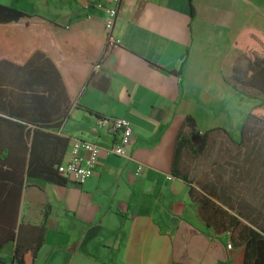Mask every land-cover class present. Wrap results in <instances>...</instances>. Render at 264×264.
Masks as SVG:
<instances>
[{"label":"crops","instance_id":"1","mask_svg":"<svg viewBox=\"0 0 264 264\" xmlns=\"http://www.w3.org/2000/svg\"><path fill=\"white\" fill-rule=\"evenodd\" d=\"M0 3L27 16L0 24L1 99L68 139V151L75 139L100 149L84 184L24 177L14 233L24 246L42 239L26 264H243V249L206 226L174 163L180 138L239 128L264 97L246 85L264 45V0H121L120 44L107 55L96 4L111 0ZM98 118L131 123L126 156L111 152L117 136ZM1 231L0 264H15L17 240L2 248Z\"/></svg>","mask_w":264,"mask_h":264},{"label":"trees","instance_id":"2","mask_svg":"<svg viewBox=\"0 0 264 264\" xmlns=\"http://www.w3.org/2000/svg\"><path fill=\"white\" fill-rule=\"evenodd\" d=\"M27 16L14 7L3 6L0 3V24L20 22ZM251 58L247 70V87L256 89L264 96V45H258ZM0 90V228L2 227V248L15 241L14 233L17 213L13 202L19 198L23 179L27 176L50 184L62 185L66 183L58 170L64 155L69 148V140L44 133L45 127L40 121H35L24 112H16L9 102L1 99ZM99 119V118H98ZM264 123V107H254L247 116ZM35 127L34 131L31 128ZM199 147L193 145L192 137H182L177 142L175 152V176L191 186L189 194L197 205L199 214L207 227L215 235L228 234L234 248L243 249V264H264V224L253 219L242 210L236 214L217 204L211 197L197 195L192 182L179 170L182 151L188 145L193 146L195 153L203 151L206 145V135ZM50 139V145L44 142ZM49 151V153H47ZM15 249V264H26V254L36 255L42 239L34 241L35 245H22L20 234L17 236Z\"/></svg>","mask_w":264,"mask_h":264},{"label":"rangeland","instance_id":"3","mask_svg":"<svg viewBox=\"0 0 264 264\" xmlns=\"http://www.w3.org/2000/svg\"><path fill=\"white\" fill-rule=\"evenodd\" d=\"M254 104L264 107V97ZM193 135H206V145L199 153L193 146L185 147L179 170L196 194L211 197L234 214L242 210L264 224V123L244 117L239 128L227 124L186 136ZM202 139H195L193 145L199 147Z\"/></svg>","mask_w":264,"mask_h":264},{"label":"built area","instance_id":"4","mask_svg":"<svg viewBox=\"0 0 264 264\" xmlns=\"http://www.w3.org/2000/svg\"><path fill=\"white\" fill-rule=\"evenodd\" d=\"M121 0H111L112 6H105L102 3H97L96 6L103 10L105 14V54L107 55L110 50L118 47L120 41L115 39L112 35V29L115 19L117 17L118 6ZM102 67V62L99 61L95 65V70ZM96 126L99 130L112 133L117 136V144L112 148L111 152L117 156L124 157L127 155L128 149L131 146V137L133 129L131 123L124 118H99L97 119ZM100 155L99 146L92 142H87L75 139L67 153V158L58 167L59 173L67 178L73 180L75 183L84 184L89 180L94 173V169L98 164ZM141 168L137 170V173ZM227 248H233L230 243Z\"/></svg>","mask_w":264,"mask_h":264},{"label":"water","instance_id":"5","mask_svg":"<svg viewBox=\"0 0 264 264\" xmlns=\"http://www.w3.org/2000/svg\"><path fill=\"white\" fill-rule=\"evenodd\" d=\"M201 138V135H194L193 137H192V141H194L195 139H200Z\"/></svg>","mask_w":264,"mask_h":264},{"label":"flooded vegetation","instance_id":"6","mask_svg":"<svg viewBox=\"0 0 264 264\" xmlns=\"http://www.w3.org/2000/svg\"><path fill=\"white\" fill-rule=\"evenodd\" d=\"M193 136H194V135H193ZM193 136H192V137H193Z\"/></svg>","mask_w":264,"mask_h":264}]
</instances>
